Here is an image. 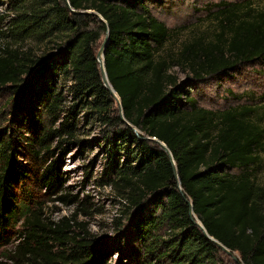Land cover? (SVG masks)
I'll return each instance as SVG.
<instances>
[{
  "label": "trees",
  "instance_id": "obj_1",
  "mask_svg": "<svg viewBox=\"0 0 264 264\" xmlns=\"http://www.w3.org/2000/svg\"><path fill=\"white\" fill-rule=\"evenodd\" d=\"M149 1L69 0L73 12L67 0H0V6L7 5L0 12L5 39L0 91H11L17 112L37 102L54 114L62 99L57 80L65 76L76 100L67 107L62 128L43 129L33 143L24 142L12 126L0 129V248L17 241L8 254L16 264H108V244L97 242L86 228L81 237L70 220L43 217L29 186L37 183L51 194L63 187L60 160L47 163L48 143L56 133L73 138L80 110L86 109L108 127L103 177L131 208L140 207L131 221L144 254L158 249L152 238L157 217L143 205L151 197L160 203L154 212L161 209L173 233L160 244L166 249L162 257L175 264H224L225 253L192 222L189 198L211 236L237 251L244 264H264V185L254 173L264 150V127L245 107L214 111L199 106L190 91L207 76L264 62V9L249 2L225 4L218 11L217 40L197 38L175 57L162 52L170 30ZM108 29L106 71L124 116L167 144L183 192L169 155L121 119L103 84L96 53ZM175 66L187 71L189 83L172 70ZM29 146L37 164L25 155Z\"/></svg>",
  "mask_w": 264,
  "mask_h": 264
},
{
  "label": "rangeland",
  "instance_id": "obj_2",
  "mask_svg": "<svg viewBox=\"0 0 264 264\" xmlns=\"http://www.w3.org/2000/svg\"><path fill=\"white\" fill-rule=\"evenodd\" d=\"M247 2L255 8L264 9V0H151L147 3L152 13L164 21L170 30L163 54L177 57L185 43L197 38H202L205 42L217 40L218 33L222 31L218 11L225 4ZM6 6L3 2L0 12ZM102 40L103 38L97 51ZM4 42L5 39L0 36V45ZM172 70L179 74L183 82L189 83L190 76L186 70L178 66ZM57 81L56 89L62 93V99L61 110L54 114H50L37 102L24 107L23 112H17L13 106L11 91L1 90L0 129L12 126L24 142L33 143L32 139L43 129L62 128L66 120V109L76 100L71 81L65 79V76ZM190 91L191 97L196 99L199 106L214 111L245 107L253 119L264 127V62H244L225 73L207 76L197 82L195 88H190ZM20 116L23 118L20 119ZM77 123L73 138H69L67 133H56L48 143L51 151L47 155V163L57 159L61 162L64 185L59 192L51 194L39 189L37 183H29L34 199L39 203V211L43 212L42 216L55 222L70 220L75 233H79L81 237L84 235L81 229L86 228L97 242L109 245L108 264H175L168 257L161 256L166 250L160 245L161 242L170 238L173 233L169 223L162 218L161 209L154 212L160 204L155 201L156 198L153 200L150 197L143 205L147 214L157 217L152 238L158 249L144 254L131 221L140 207L131 208L129 200L121 196L117 187L105 184L103 174L107 159L104 135L108 127L89 109L83 112L80 110ZM39 125L41 127L35 134ZM33 146L35 150H39L38 143ZM33 146L28 147L25 155L30 162L37 164ZM254 173L255 179L264 185V150L260 152V160ZM62 195H65V199L60 198ZM16 243L17 241H13L9 246L0 248V264H16L8 256ZM222 255L224 264H235V260L226 253Z\"/></svg>",
  "mask_w": 264,
  "mask_h": 264
},
{
  "label": "water",
  "instance_id": "obj_3",
  "mask_svg": "<svg viewBox=\"0 0 264 264\" xmlns=\"http://www.w3.org/2000/svg\"><path fill=\"white\" fill-rule=\"evenodd\" d=\"M67 3L69 4V7H70L71 11L77 12V10H75L70 5L69 0H67ZM86 12H92V13H96L97 14V12H95L93 10H87ZM98 16H99V18L101 20H104L101 15L98 14ZM109 35L110 34H109V29H108L107 32H106L105 37L102 40L101 47L96 53V60H97V63L99 65V70H100V74H101V78H102L103 84L110 91L111 95L114 97V99H115V101H116V103L118 105L119 115H120L121 119L123 121H125L130 127H132L134 129L136 135L140 139H148V140L154 141L158 147L163 149L169 155V158H170L171 164L173 166V170H174V176H175L176 181H177L178 186H179V190L181 192H183V187H182L181 182H180L177 164H176V161H175V159L173 157V154H172L170 148L167 146V144L164 141L158 139L157 137H153V136H149V135L143 134L139 128L133 126L124 116V111H123V107H122L121 98L119 97V95L117 94V92L115 91L113 86L111 85V83L109 81V78H108L107 71H106L105 52H106L108 44H109ZM186 201L190 205L189 216L191 217L192 222L195 223L197 226H199L201 228V230L204 232V234L206 235V237L208 239H210L211 241H213L224 253H226L228 256H230L235 261L240 262V264H244L241 261L240 255H239V253L237 251H234V250L228 248L222 242H220L219 240H217L216 238H214L213 236H211L207 232V230H206L205 226L203 225V223L200 221V219L194 213L193 201L190 200L189 198H186Z\"/></svg>",
  "mask_w": 264,
  "mask_h": 264
}]
</instances>
